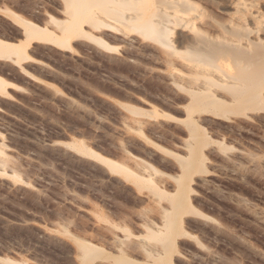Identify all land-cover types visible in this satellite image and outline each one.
I'll return each instance as SVG.
<instances>
[{
  "label": "rangeland",
  "instance_id": "rangeland-1",
  "mask_svg": "<svg viewBox=\"0 0 264 264\" xmlns=\"http://www.w3.org/2000/svg\"><path fill=\"white\" fill-rule=\"evenodd\" d=\"M23 21L59 39L70 18L65 0H0L3 47L23 46ZM83 29L71 48L32 41L25 71L0 59L14 83L0 93V264H264V110L197 112L168 80L179 67L166 48ZM190 149L206 170L177 181ZM180 186L196 212L175 210L182 224L164 250L148 234Z\"/></svg>",
  "mask_w": 264,
  "mask_h": 264
},
{
  "label": "bare ground",
  "instance_id": "bare-ground-1",
  "mask_svg": "<svg viewBox=\"0 0 264 264\" xmlns=\"http://www.w3.org/2000/svg\"><path fill=\"white\" fill-rule=\"evenodd\" d=\"M65 7L70 21L62 28L61 38L23 21L26 42L22 47L7 48L0 43V59H10L25 71L22 62L31 59L27 48L34 40L71 48L72 38L87 34L83 26L133 33L166 48L168 62L179 67L170 71L168 80L188 94L195 111L226 119L230 114L246 116L248 111L264 110V0H65ZM90 38L110 48L101 37ZM13 86L0 76V93ZM190 134L206 141L197 126ZM75 147L89 151L81 143ZM93 154L109 167L122 169L108 158ZM188 154L178 159L181 175L177 181L206 170L201 154L191 149ZM176 193L173 211L165 209L162 227L148 234L164 250L175 247L176 226L182 224V219L176 220L175 210L196 212L185 201L183 186ZM79 244L84 256L93 249L86 240L81 239ZM154 258L153 264H162L161 257ZM117 262L137 264L124 254Z\"/></svg>",
  "mask_w": 264,
  "mask_h": 264
}]
</instances>
